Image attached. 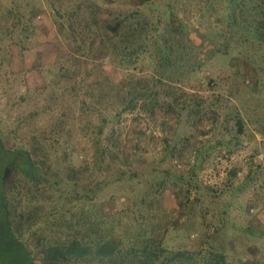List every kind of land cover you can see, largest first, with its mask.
I'll list each match as a JSON object with an SVG mask.
<instances>
[{
    "label": "rangeland",
    "instance_id": "1",
    "mask_svg": "<svg viewBox=\"0 0 264 264\" xmlns=\"http://www.w3.org/2000/svg\"><path fill=\"white\" fill-rule=\"evenodd\" d=\"M224 7L218 0H0V143L25 152L34 167L29 177L18 172L6 203L23 228L22 236L15 229L13 234L26 241L29 252L39 250V238L56 244V238L107 235L117 242L123 238L129 247L151 227L160 236L157 220L167 219L163 245L169 250L197 251L205 241L198 258L211 245L228 264H264V42L250 38L238 46L233 40L218 54L226 31L218 14ZM136 10L154 22L151 28L160 27L151 33L152 42L170 38V56L193 47L200 65L171 83L174 96L153 99L151 111L112 116L105 110L109 99L97 93L105 78L122 76L123 65L109 60L104 41L109 24ZM154 66L125 69L152 76ZM172 97L193 105L181 110L163 102ZM97 140L119 150L124 164L113 161L106 169L105 158L95 165ZM12 156L0 149V204L2 171ZM162 180L154 214L132 204L146 181ZM221 206L229 209L218 230ZM101 213H117L118 221L100 220ZM140 213L146 214L143 224ZM3 236L1 231L0 264H32L34 253H23ZM41 256L35 257L39 263ZM178 262L127 256L60 264H196Z\"/></svg>",
    "mask_w": 264,
    "mask_h": 264
},
{
    "label": "trees",
    "instance_id": "2",
    "mask_svg": "<svg viewBox=\"0 0 264 264\" xmlns=\"http://www.w3.org/2000/svg\"><path fill=\"white\" fill-rule=\"evenodd\" d=\"M219 3L225 6V12L223 11L218 14V23L221 24L226 31L222 36L223 42L218 44V54L224 55L226 50L222 48L223 43H226V47L229 48L233 40H236L238 46L240 43L250 38H255L260 42H264V0H218V4ZM153 24L154 22L151 23L146 18H142L138 10L129 14V17L126 15L125 18L118 19L115 24H109V33L104 41L105 47L108 50L107 55L109 60L123 65V67H120L122 76L117 80L105 78L107 82L103 85V90L99 91L97 95L100 96V99L103 97L109 99V103L105 107V110H108L112 116H119L123 112L132 111L137 108L144 111H151L153 99H155L157 103L161 95H164V97L174 96L175 92L172 90L174 86L171 83L183 81L184 76L197 71L200 65L195 62V59L198 58L195 52H190L195 51L193 47H190V50L187 52H182L179 56H170L169 54L172 52V48L170 47H172L173 42L170 41V38H166L161 45L158 44V41L155 39L154 42H152L153 38L151 33L154 32L155 29L156 31L160 29L159 26L151 28ZM176 26L179 28V25ZM167 49H169V51ZM186 56L189 59L185 60ZM151 62L155 63L154 70L155 73H157L152 76H147L145 73L134 76V74L129 73L125 69V67L134 64V66L140 65L139 71H142L145 70ZM181 62H184L186 66H180L182 64ZM97 83L100 84V80H98ZM157 88L161 91L159 92L156 90ZM178 100L179 99L176 97H172L171 101H164L163 99V102L171 107H180L181 110H184L186 107L191 108L193 105L185 101L179 102ZM195 105L198 106L200 103ZM235 124L237 131L241 133L243 131V122L238 115L235 117ZM97 132L101 133L100 131ZM111 135L112 133L109 138ZM95 145L96 154L100 153L101 155V157L100 155H98V157L97 155L94 156L95 165L98 167L102 165V160L105 158L109 160L108 164H106V169L111 167L110 164L113 161L120 160L119 164H124V161L121 160V152L119 150L112 149L107 144L101 147L98 140L95 142ZM116 145L117 144L114 142L113 146ZM0 149L1 153L3 151L13 154L12 158L4 166L1 177L3 204L2 202L0 204V233L2 231L4 234L3 237L14 239L18 248L23 251V253L25 252V254L29 255L31 251L29 252L23 244V241H26L24 239L23 241L19 240L13 234L12 229H15L19 232V235L22 236L23 228L13 220L12 211L9 210L6 202L8 197L7 191L10 186L15 188L14 180H16L15 178L18 172L28 177L31 176L34 168L33 163L30 157L22 150L5 148L1 143ZM134 155L135 154L132 153V155L129 156V164L132 163ZM95 171L96 168L93 167L92 172ZM163 174L170 175V172L165 169ZM232 175L235 176L236 172L234 171ZM77 181H75V183H78ZM146 183V188L140 189L141 194L139 198L132 199V204L137 207V209L146 210L147 214H154L152 212V210H154L153 205L161 202V190L164 188V182L162 180V182L146 181ZM246 183L247 181L244 180L238 187L245 186ZM4 197L5 200L3 199ZM77 198L78 196L76 195L71 198V201L77 200ZM127 199L129 200L130 198ZM179 205L183 207L184 202L179 201ZM228 209V206H221V208L218 209V230L223 229L222 225L224 224V218H222V213H226ZM107 214L108 213H103L100 220L107 221L106 218L110 217L112 220L115 219L116 222L118 221L117 218L119 215L117 213L113 215ZM158 215H160V213ZM178 215H180V213ZM22 216L23 215L20 213L19 217ZM140 216L142 217L140 220L143 224L146 221V219H144L146 214L140 213ZM93 223L97 224L98 221L94 220ZM94 224L92 225L94 226ZM157 224L159 225L158 230L160 229L162 233L160 236H154L153 233L156 231V228L151 227L147 232H150V235H147V233H144L146 235L139 233L134 238L135 243L129 247H125L123 238H120L119 242H117L109 239L107 235L76 237L63 241L56 238V244L45 243L43 239L39 238L37 239L38 245H40L39 250L31 253H34L35 257L41 253V263H39L34 256H32V258L31 256L29 257L31 258L32 264H60L63 261L69 260L94 259L114 261L116 258L124 260L127 256L136 259L142 258L145 261L163 256L170 261L178 260L181 263L194 261L196 264H228L225 254L219 252L211 245H209L208 250H206L207 253L202 254L198 258L196 255L202 253L201 249L202 246L204 247L205 241L198 245L197 251L188 250L186 248L178 251L169 250L163 245V239L167 230L170 229L171 223L165 219L163 221L157 220L156 225ZM65 226H68V224ZM65 226L61 225L60 230L64 229ZM116 227L117 225H115V228ZM62 232H64V230H62ZM195 247H197V245H195ZM28 248L31 250L30 247Z\"/></svg>",
    "mask_w": 264,
    "mask_h": 264
}]
</instances>
